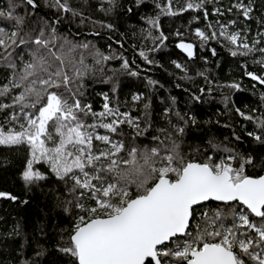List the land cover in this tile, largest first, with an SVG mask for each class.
<instances>
[{"label": "snow or ice", "instance_id": "6c2138e0", "mask_svg": "<svg viewBox=\"0 0 264 264\" xmlns=\"http://www.w3.org/2000/svg\"><path fill=\"white\" fill-rule=\"evenodd\" d=\"M106 2L109 7L101 5L100 10L111 12L115 0ZM45 4L83 20L82 13L72 9L67 0H51L50 4L45 0ZM203 4L204 0L186 3L179 11ZM37 8L36 0H7L0 7V67L5 70L0 83V146L26 147L19 173L25 187L39 186L49 175L55 177L53 207L68 223H54L53 229L59 228L60 233L54 247L49 250L37 242L27 259L23 258L27 239L22 238L18 264H37L50 252L57 254L61 264H264V156L258 159L251 152L239 151L227 137L228 142H217L214 136L199 131L195 116L173 113L170 108L162 115L167 127L158 128L149 143H137V138L148 139L149 127L141 128L139 117L111 107L105 93H98L103 97L99 112L85 102V71L81 69L86 66L83 58L77 66L68 54L77 47L89 50L90 45H76L57 36L60 16L37 17ZM165 9L175 14L170 5L161 11ZM233 9L245 19L254 10L250 0L248 4L232 0L227 11ZM128 11L132 12L131 7ZM213 13L223 15L218 7ZM145 22L159 30L155 18L148 17ZM217 23L219 37L237 49L231 52L233 56L257 51L261 41L253 37L250 46L248 29L241 35L240 30H229L236 21ZM102 26L113 28L111 24ZM195 35L202 46L218 38L215 30L208 35L197 28ZM257 35L264 38V29ZM164 40L161 33L155 47ZM176 47L193 57L191 43L180 42ZM92 48L89 54L98 65L113 58ZM258 51L264 54V47ZM139 55L147 60L144 51ZM172 63L185 70L180 63ZM257 63L260 75L252 71L244 74L264 84V58ZM121 67L128 69V61ZM112 92H116L115 86ZM141 95L133 93L132 101H139ZM236 112L255 125L247 136L264 145V117H252L239 109ZM125 123L132 133L131 143L121 130ZM113 134L118 138L113 140ZM232 135L238 143L240 137L235 132ZM42 165L47 166L45 171H41ZM0 198L18 201L7 191H0ZM38 230L42 238L47 236L42 226ZM14 232L21 236L19 225Z\"/></svg>", "mask_w": 264, "mask_h": 264}, {"label": "trees", "instance_id": "16d2710c", "mask_svg": "<svg viewBox=\"0 0 264 264\" xmlns=\"http://www.w3.org/2000/svg\"><path fill=\"white\" fill-rule=\"evenodd\" d=\"M36 2L37 17L55 19L60 16L56 25L57 36L66 37L76 45H90L89 50L77 47L68 54L77 66L81 58L86 66V69H81L85 71L82 89L85 102H90L93 110L99 112L102 110L103 97L98 93H105L109 96L111 107L139 117L143 121L141 128L149 125L148 139L137 138V143H149L151 135L158 128L167 127V121L162 119V115L165 108H170L173 113L178 111L181 115L187 113L195 116L199 131L214 136L217 142L232 141L239 151L251 152L258 159L264 156V145L257 144L246 134L247 131L255 130V125L236 112L239 109L252 117H264V84L244 74L245 71L261 74L257 61L264 58V54L258 51L264 47V38L257 33L264 29V0H250L254 10L248 19L236 9L230 13L227 11L232 0H204L201 8H186L182 12L179 9L186 3L197 4L200 0H141L139 6L136 0H115L111 12L100 10L101 5L105 9L109 7L106 0H67L72 9L82 13L83 20L80 15L73 16L72 12L58 13L56 9L46 6L45 0ZM47 2L50 4L51 0ZM243 2L248 4L249 0ZM6 4L7 0H0V7ZM156 4H160L161 8L170 5L175 14H168L167 9L162 12ZM129 7L132 12L128 11ZM214 7L220 8L223 15L213 13ZM19 12L23 14L24 9H19ZM148 17L156 19L159 30L145 22ZM35 19L30 18L33 21ZM229 19L236 21L230 31L240 30L243 35L244 29H248L247 40L250 46L253 37L261 41L256 45L257 51L247 55H240L239 52L236 56L231 54L237 49L219 37L217 23H226ZM106 24L113 25V28L102 26ZM197 28L208 35L215 30L218 38L209 39L202 46L200 38L195 35ZM161 33L165 40L157 48L155 45L159 43ZM180 42L193 45V57L189 58L176 47ZM92 46L113 58L96 64L89 54L93 50ZM56 47L59 48L58 43ZM141 51H144L147 60L139 55ZM125 60L129 63L128 69L121 67ZM172 61L180 63L186 71L176 68ZM131 71L137 74L130 75ZM4 76L5 70L0 67V83ZM232 83L239 87H229ZM113 86L116 87L115 93L112 92ZM133 93L142 94L141 99L133 102ZM194 95L199 99L194 100ZM172 119L175 121L174 115ZM88 122H92L91 118ZM121 130L126 133V142L131 143L133 137L129 126L125 123ZM97 131L106 134L104 129ZM233 132L240 137L238 143L234 141ZM225 137L228 141H225ZM117 138L115 134L112 135L113 140ZM98 146L103 147L102 144ZM26 156L24 146H0V191L18 197L15 202L0 198V264H18L21 257L17 253L22 238L27 239L24 259L33 255L37 242L51 250L60 234L59 228L53 229V224L66 226L68 223L63 214L53 207L56 188L54 176L49 175L47 180L39 182V186L25 187L19 173ZM46 167L42 165L41 171H45ZM21 200L27 203H19ZM17 225L20 227V237L14 232ZM40 226L47 234L44 238L39 233ZM37 264H61V260L55 252H50L41 257Z\"/></svg>", "mask_w": 264, "mask_h": 264}, {"label": "water", "instance_id": "95a60500", "mask_svg": "<svg viewBox=\"0 0 264 264\" xmlns=\"http://www.w3.org/2000/svg\"><path fill=\"white\" fill-rule=\"evenodd\" d=\"M179 50H181L182 52H183V50L182 49H179ZM184 53V52H183ZM186 54V53H185Z\"/></svg>", "mask_w": 264, "mask_h": 264}]
</instances>
